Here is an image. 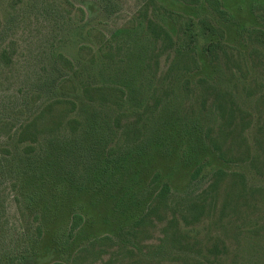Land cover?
Segmentation results:
<instances>
[{
	"label": "rangeland",
	"instance_id": "374dc122",
	"mask_svg": "<svg viewBox=\"0 0 264 264\" xmlns=\"http://www.w3.org/2000/svg\"><path fill=\"white\" fill-rule=\"evenodd\" d=\"M201 1L195 6L179 0H0V160L24 155L23 146L17 147L19 127L48 102L57 103L56 95L63 99L59 87L73 93L68 81L74 71L101 50L121 46L115 55L124 59L130 48L123 43L130 35L143 40L147 54L156 51L159 56L151 82L132 101L97 98L94 110L86 113L79 98H73L75 112L58 119L56 109L41 120L50 127L61 123L39 140L52 163L63 159L62 165L78 174L69 182H81L84 192L59 185L62 178L55 170L36 185L54 181L56 196L58 188L65 190L67 203L55 209L46 184L38 207L28 206L24 199L34 184L4 173L0 164V264H33L28 261L32 244L39 264H264V147H252L248 163H241L244 156L237 155L235 145L220 139L218 125L224 118L200 83L207 78L232 88V101L254 116V124L264 120V54L254 51H264L256 36L264 32V0H220L229 13L224 22ZM147 14L174 37L189 19L214 16L220 30L214 39L223 35L230 46L227 56L221 54L212 66L189 67L192 72L169 88L167 47L157 51L150 42L153 37L143 28ZM121 30L125 33L117 36ZM208 41L198 36L194 47L199 54ZM187 68L182 64L173 71ZM71 118L82 127L72 130L67 124ZM85 119L97 124L83 127ZM252 126L248 136L256 129ZM208 133L221 142L219 150L204 141ZM109 152L116 169L98 189L99 167ZM217 172L227 174L220 184H215ZM235 172L244 177L232 189ZM167 182L175 210L167 209L166 196L157 212L135 229L133 219L151 212L154 197ZM73 205L83 206L86 223L69 238ZM174 214L197 244L194 251L178 250L169 241L167 228H172L167 225ZM45 215L50 219L43 222Z\"/></svg>",
	"mask_w": 264,
	"mask_h": 264
},
{
	"label": "trees",
	"instance_id": "16d2710c",
	"mask_svg": "<svg viewBox=\"0 0 264 264\" xmlns=\"http://www.w3.org/2000/svg\"><path fill=\"white\" fill-rule=\"evenodd\" d=\"M179 1H183L187 4L195 6L202 4L201 0ZM204 3H206L210 8L211 14L217 17L219 20H223V22L228 20L229 13L223 9L220 0H204ZM214 16L211 18L205 17L200 20L189 19L182 28L181 33L174 37L168 29L166 30L164 26L156 20V18L148 17L147 14L146 23L144 24L143 28L145 29L144 31L146 33L153 37V41L150 42L154 45V48L157 51L161 47H167V84L170 85L169 88H175V86L183 80V73L189 74L192 72L189 71V67L193 66L195 69H198L204 64L212 66L218 63L221 54L225 57L227 56V50L230 48V46L225 43L223 35H220L219 39H214L216 34H218L220 31L219 27L215 23L217 19H215ZM124 31L125 30L117 32V36L125 33ZM201 35L210 39V41H208L206 46L202 49V54H199L197 49L194 47V44L198 43V36ZM256 36L258 41L264 44V32H261ZM142 41V39L138 40L137 38L129 35L126 38V41L123 43L128 49L130 48L128 50V55L124 59L120 60L116 59L118 56L115 54L119 49H121V46H117L115 48V46L111 45L107 49H104L105 51L109 52H102L101 50L100 54H96L89 61V63L82 64L74 71L72 78H69L70 80L68 83H72V85H74L73 93H66V91H64V87H59L56 90L57 93L59 92V95L65 97L62 99L59 98L60 96L56 95L55 100L57 103L54 104V102H48L42 107L41 110L34 114L31 121L22 124L19 127L18 131L16 132V136H19L17 147L19 148L23 146L24 155L21 154V157L13 156L11 159L2 157L0 164L3 171L5 170L4 173L12 172V174L16 175L19 179H24L25 184L27 183V180L28 184H34L35 189L30 191L27 197L24 199L28 206L33 205L34 207H38L37 204L42 198L46 184H49L47 187L50 189V192L52 191L50 195L53 198L52 205L55 207V209L67 203L66 200L70 197L67 196L68 194H65V190L62 192V190L59 188L58 195L56 196V187H53V185L59 183V185L64 184L67 186L68 184V187L73 185V190L76 188L79 191L85 190L81 182L78 184H75L74 181L69 182L72 176H77L78 174L67 170L66 167L62 165V163L65 161L63 159L52 163L51 158L47 155L46 145L41 143L39 140L40 137L44 136V133H53V131L59 127L61 123L58 122L56 125H52V127H50L51 125H41V120L53 114L56 109H59V115L57 116L58 119L61 118V115L65 116L69 113L75 112L77 108V102L73 98H79L81 106H83L81 110H86V113H89L88 111L91 109L94 110L93 106L96 105L97 98L102 102L106 100H115V103L116 101H132L134 97H137V94H140V91L146 86V84L151 82L153 64L158 63L157 61L159 59V56L155 53L156 51H154L153 54H147V47L144 46L145 44H143ZM260 49L261 48H254V51L256 53L264 54V51ZM238 56L243 63L247 64V59L245 56ZM233 58L235 59V57ZM252 58L253 60L256 59L254 57ZM229 59L230 57L228 58V61ZM182 64L188 67L185 71H173L176 67H179ZM217 73V78H220V73L218 71ZM155 75L158 76V73H155ZM185 82H189L188 79H186ZM200 83H202L201 85L204 90V96L208 94L213 95L215 101L214 106H216L218 115L219 117L224 118V123L218 125L221 132L220 139L225 142L230 140V142L237 148L236 150H238L237 152L239 154L237 155L239 157L244 156L238 160H241V163H248V160L251 156L250 153L252 147H264V120L261 121L259 125L254 124V116H251L247 114V112L241 110V108H239L237 104L232 101L235 98L234 90L232 88H221L219 84H216V80H210L207 78L202 80ZM258 83L259 82L256 80L253 82V84L256 86H258ZM234 87L236 88V86ZM250 88L251 87H244L243 91H246ZM96 113L97 112H93L90 115L95 116ZM55 123L56 122H54V124ZM67 124L72 130L82 127V123L75 118L69 119ZM92 124L96 125L97 123H91L87 121V125L83 124V127L85 126L91 128ZM251 126H255L256 129L251 136H248L246 132L251 128ZM230 128L232 129L230 130ZM226 129L228 131H225ZM204 141L209 145L211 144L215 149L219 150L218 147H220L219 144L221 142L213 138L210 133L206 134ZM48 144L50 145L49 147L52 151L53 143L49 141ZM8 154L10 155L9 151ZM222 157H224V155H222ZM250 161H252V165H255L256 159H254V157H252ZM57 166L58 168L56 169ZM113 169L116 168L113 160L111 159V152H109L106 162L104 161L99 167V173L101 176L97 181L98 189L103 187L104 179L108 178L109 175L113 173ZM55 170L57 176L62 178L61 181L57 183L50 181L44 183V186L36 185L42 183L43 179L45 178V173L52 174ZM196 172V174H198L199 170ZM196 174L194 175V178L196 177ZM88 175L89 174H85L84 176L87 177ZM241 175L242 174L235 172L232 176H230L231 180H233V185L231 186L232 189L235 187L238 180L243 179L244 176ZM84 176L82 175L81 179H84ZM225 176H227L226 173L217 172L215 175V184H220L224 180ZM171 194L172 189L167 182V184L163 186L162 190L157 194V196L154 197V201L151 206V212L149 211V214L146 216L144 215L139 216L140 218H134L132 221V226L135 229H140L144 220L148 216H151L157 212L158 207L162 205V201H164L166 196L167 209L175 210V208H171ZM82 207L83 206L73 205L69 209L72 211L69 226V238L74 237L75 232L79 231L86 223V216L85 212L82 210ZM36 219L41 220L39 216H37ZM47 219L50 218H48L46 215L45 217H42L43 222L47 221ZM167 227L172 228H167L168 239L171 243L177 246L176 248H178V250H187L188 252L194 251L193 249H195L197 244L194 242L192 243V241L189 240V238L185 235L184 231H182L178 224L177 215H173V218H171V222L168 223ZM37 230L40 235L43 233V227L39 226ZM108 239L110 238L107 237L97 240L104 241ZM63 243H66V240ZM30 246L31 247L29 250L32 249L30 252L32 255H30L31 259H27L30 261V263L32 262L33 264H39L38 256H35L36 258L33 256L35 254V246L34 244Z\"/></svg>",
	"mask_w": 264,
	"mask_h": 264
}]
</instances>
